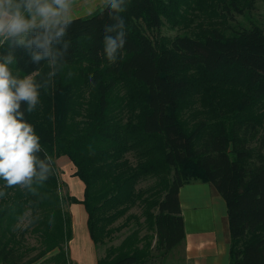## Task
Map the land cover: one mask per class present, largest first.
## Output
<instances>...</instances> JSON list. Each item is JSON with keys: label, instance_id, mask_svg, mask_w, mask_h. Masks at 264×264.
<instances>
[{"label": "trees", "instance_id": "obj_1", "mask_svg": "<svg viewBox=\"0 0 264 264\" xmlns=\"http://www.w3.org/2000/svg\"><path fill=\"white\" fill-rule=\"evenodd\" d=\"M204 0H128L127 44L115 65L104 56L103 29L111 23L104 7L74 18L66 39L71 47L53 84L40 89V103L25 120L40 137V159L52 171L31 191L6 188L0 179V263L35 264L57 250L66 262L72 237L63 208L55 161L67 157L84 185L82 204L94 245H103L139 206L147 232L136 229L110 245L97 264H164L185 238L179 190L192 182L211 185L224 200L229 226V264H264V32L256 24L231 36L216 29L199 37L161 35L163 21H186ZM221 14H242L234 0ZM248 9L255 0H246ZM217 12V11H216ZM7 46L0 47V55ZM14 75L35 66L17 50ZM50 71L41 61L40 82ZM72 75L69 76L68 74ZM199 96L205 117L186 129L180 113ZM26 105L22 104V109ZM154 179V193L139 184ZM132 217L129 216V219ZM27 227L19 231L18 222ZM39 242L28 260L26 235ZM34 250V249H33Z\"/></svg>", "mask_w": 264, "mask_h": 264}, {"label": "clouds", "instance_id": "obj_2", "mask_svg": "<svg viewBox=\"0 0 264 264\" xmlns=\"http://www.w3.org/2000/svg\"><path fill=\"white\" fill-rule=\"evenodd\" d=\"M74 4L75 0H0V47L7 46L0 55V179L6 188L35 191L33 182L42 184L51 174L53 158L46 151L45 159L38 157L40 137L24 117L40 103V89L52 85L67 62L71 41L66 37L74 22ZM102 5L111 21L103 29L104 56L115 65L127 44L121 14L127 12L128 0H102ZM94 8L89 7L88 15ZM17 50L35 66L23 77L14 75L10 67L17 63ZM41 61H46L50 71L37 82ZM4 195L0 191V197Z\"/></svg>", "mask_w": 264, "mask_h": 264}, {"label": "crops", "instance_id": "obj_3", "mask_svg": "<svg viewBox=\"0 0 264 264\" xmlns=\"http://www.w3.org/2000/svg\"><path fill=\"white\" fill-rule=\"evenodd\" d=\"M95 5L94 12L101 8L102 0H75L74 18L88 16V9ZM57 160L65 165L70 196L81 200L84 185L75 177L74 167L67 157ZM70 173V174H69ZM179 203L184 220L185 238L179 247L182 260L175 264H229L230 236L224 200L207 184L183 186L179 190ZM72 237L68 243L70 259L75 264H97L98 255L87 230V213L82 204L69 208ZM80 241L76 246V228ZM170 264H174L171 262Z\"/></svg>", "mask_w": 264, "mask_h": 264}, {"label": "rangeland", "instance_id": "obj_4", "mask_svg": "<svg viewBox=\"0 0 264 264\" xmlns=\"http://www.w3.org/2000/svg\"><path fill=\"white\" fill-rule=\"evenodd\" d=\"M164 1V0H163ZM224 0H221L223 2ZM238 6L243 9L242 14H238L233 11L229 16L221 14V7L223 4H219V0H204L203 9L200 10H192L191 12L187 13V16H184L186 21L178 23V25H171L167 22V20L163 21V25L160 29V33L162 36L166 38H174L175 36H182L186 35L189 37H199L205 31L210 29H216L224 36H231L234 31L239 28H247L250 24L258 25L264 32V0H255L253 3V7L251 9L247 7L246 0H234ZM226 5L228 6L229 1L225 0ZM217 11V12H216ZM192 104L191 107L183 110L180 113V119L184 122V126L186 129L193 127L198 121L203 120L205 114L203 112V105L199 100V96L194 95L192 97ZM264 139V127L261 129L259 134L257 135L255 141L253 142V146L256 145L259 140ZM55 172L59 182V195L63 200V208L66 213H69V208L72 204L68 202V197L71 195L69 192L68 183H66L68 172L65 170V165L59 160L55 161ZM70 174V173H69ZM154 179H146L139 184V188L146 190L147 195H151V187L152 193H154ZM194 184H207L205 182H192L186 185H194ZM142 209L137 206L132 208L126 216L118 220L115 225H123L125 217L128 216L127 221L122 226L121 230L116 232L112 240H106L103 245H94L95 246V253L98 255V258L103 257L105 254L106 248L110 245L118 246L121 241L132 231L136 229V222L133 217L138 218L139 222L142 223V228L140 235L144 233H149L146 230L145 225H143L144 217L141 215ZM129 216L132 217L129 219ZM28 222L26 220H22L18 222L19 231H23L24 228L27 227ZM78 228H76V236L75 242L72 244L76 246L80 241V236L78 235ZM26 246L29 248V256L25 258L28 260L30 257L34 256L39 251V242L33 235H26ZM34 249V250H33ZM65 249V259L66 262H63L60 258H54L53 255L57 254V250H54L38 260L35 264H75L70 259V253L68 245L64 248ZM182 260V252L181 250H176L171 252L168 258L165 260L164 264H170L173 262L174 264ZM2 264V263H0Z\"/></svg>", "mask_w": 264, "mask_h": 264}]
</instances>
